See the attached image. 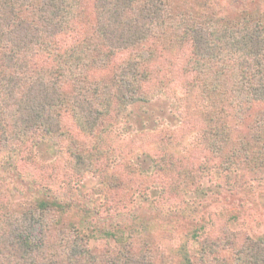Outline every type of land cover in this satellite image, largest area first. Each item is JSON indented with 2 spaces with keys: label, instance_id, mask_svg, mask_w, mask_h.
Masks as SVG:
<instances>
[{
  "label": "trees",
  "instance_id": "16d2710c",
  "mask_svg": "<svg viewBox=\"0 0 264 264\" xmlns=\"http://www.w3.org/2000/svg\"><path fill=\"white\" fill-rule=\"evenodd\" d=\"M186 1L0 0V161L44 192L15 199L0 179V264H264L233 214L170 251L135 215L151 190L155 212L189 207L205 172L234 195L264 182V0ZM157 99L177 123L123 136ZM87 179L91 206L72 199ZM114 215L134 221L100 226Z\"/></svg>",
  "mask_w": 264,
  "mask_h": 264
},
{
  "label": "rangeland",
  "instance_id": "374dc122",
  "mask_svg": "<svg viewBox=\"0 0 264 264\" xmlns=\"http://www.w3.org/2000/svg\"><path fill=\"white\" fill-rule=\"evenodd\" d=\"M231 0H218L220 5L230 6ZM187 4L200 5L203 0H187ZM177 123L174 116V109L171 104L164 100L157 99L149 104H136L131 107L123 118L121 132L123 136L134 135V133L150 129L154 130L161 125L172 126ZM70 126V125H69ZM194 140L193 135L187 141ZM139 152V151H138ZM54 149L51 145L42 144L37 148L36 157L40 161L51 162L55 160ZM137 154L134 162L145 172H150L152 163L147 158ZM203 157L201 156V161ZM60 160L56 161L59 163ZM62 163L57 164L60 168ZM12 160L0 161V179L4 180L5 189L15 195V199H21L32 195H42L44 192L31 185L27 177L18 176L13 170ZM206 180L203 181L199 193H188L185 195L189 202V207L184 210L164 209L162 212L154 211L151 200L157 193L151 190L148 201H141V207L135 212L140 219L145 218V214L150 219V237L155 243L162 242V245L170 250L178 247L187 237H190L196 230L203 227L212 228L218 224L220 219L227 220L232 214L235 219L230 225V229L238 231H248L256 237L264 238V182L254 183L250 189L240 192L237 195L230 194L215 187L214 173H206ZM212 180V181H210ZM100 186L94 179H87L78 190L72 192L75 202H84L82 194L95 195L99 193ZM118 190L112 192L116 193ZM100 194V193H99ZM186 194V193H185ZM91 206L90 203L84 202ZM120 214V208L116 209ZM100 221V226L109 227L118 224H129L134 221L133 215L118 217L114 215ZM222 223V222H219ZM99 226V227H100Z\"/></svg>",
  "mask_w": 264,
  "mask_h": 264
}]
</instances>
